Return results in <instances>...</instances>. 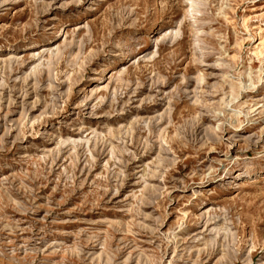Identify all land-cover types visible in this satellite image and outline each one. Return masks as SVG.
Masks as SVG:
<instances>
[{
  "label": "rangeland",
  "instance_id": "374dc122",
  "mask_svg": "<svg viewBox=\"0 0 264 264\" xmlns=\"http://www.w3.org/2000/svg\"><path fill=\"white\" fill-rule=\"evenodd\" d=\"M0 264H264V0H0Z\"/></svg>",
  "mask_w": 264,
  "mask_h": 264
}]
</instances>
